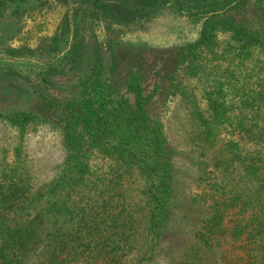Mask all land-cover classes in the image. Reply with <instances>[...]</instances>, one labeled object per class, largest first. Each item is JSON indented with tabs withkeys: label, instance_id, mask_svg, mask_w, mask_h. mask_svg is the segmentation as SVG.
Wrapping results in <instances>:
<instances>
[{
	"label": "trees",
	"instance_id": "obj_1",
	"mask_svg": "<svg viewBox=\"0 0 264 264\" xmlns=\"http://www.w3.org/2000/svg\"><path fill=\"white\" fill-rule=\"evenodd\" d=\"M186 1L110 0L103 7L131 25L169 7L186 14ZM218 1H188L209 5L210 18L198 43L175 59L162 99L178 103L182 138L215 166L211 203L195 206L194 216L180 204L171 134L163 117L147 111L152 97L138 88L133 100L123 96L102 70L88 76L100 64L92 54L79 75L81 94L42 97L64 143L58 174L42 183L24 163L0 161V264H264V32L217 19L248 0H225L222 10ZM46 20L34 21L31 33ZM218 33L230 35L226 47ZM77 53L62 57L75 62L73 70ZM39 118L0 112V122L21 135ZM179 204L195 220L194 256H178L168 243Z\"/></svg>",
	"mask_w": 264,
	"mask_h": 264
},
{
	"label": "rangeland",
	"instance_id": "obj_2",
	"mask_svg": "<svg viewBox=\"0 0 264 264\" xmlns=\"http://www.w3.org/2000/svg\"><path fill=\"white\" fill-rule=\"evenodd\" d=\"M109 1L0 0V112L40 116L22 135L0 122V161L24 163L42 183L58 174L65 158L64 143L56 127L58 120L52 117L54 110L42 97L46 94L62 100L70 91L73 95L81 94L77 87L79 75L83 64L90 60L89 55L94 54L93 61L100 64L88 76L102 70L123 96L133 100L138 88L145 97H152L147 111L151 117H163L171 134L175 193L180 204L186 205L185 209L194 216L195 206L211 203L213 187L220 177L213 163L202 158L198 145L182 138L175 124L178 118L175 116L183 113L182 109L176 110L178 103L169 98L163 104L162 99L175 59L183 49L198 43L211 7L188 0L183 4L186 14L169 7L124 25L110 15L111 9L103 7ZM223 1L216 2L217 9L225 7ZM196 4L199 12L188 10ZM43 14L47 19L44 28L34 35L31 26L34 21L45 19L41 17ZM217 19L247 24L252 32H264V0H248L244 6L222 13ZM217 37L221 48L230 43V35L218 33ZM75 51L79 60L78 68L73 70L75 62L62 61V57ZM52 70L58 74L53 75ZM41 74L55 84L43 82ZM102 171L105 173L106 169ZM180 204L177 217L173 216L167 229L168 243L173 241L178 256H194L199 248L193 240L196 228L193 229L191 221L195 220L191 215L183 217L180 210L184 206ZM230 245L231 241L226 246Z\"/></svg>",
	"mask_w": 264,
	"mask_h": 264
}]
</instances>
